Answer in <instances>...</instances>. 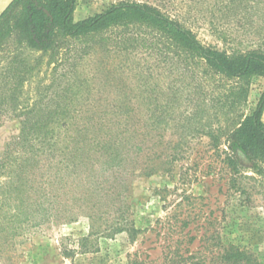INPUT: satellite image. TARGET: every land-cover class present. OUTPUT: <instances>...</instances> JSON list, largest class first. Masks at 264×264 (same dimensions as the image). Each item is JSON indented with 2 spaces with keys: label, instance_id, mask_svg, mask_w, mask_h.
I'll list each match as a JSON object with an SVG mask.
<instances>
[{
  "label": "rangeland",
  "instance_id": "obj_1",
  "mask_svg": "<svg viewBox=\"0 0 264 264\" xmlns=\"http://www.w3.org/2000/svg\"><path fill=\"white\" fill-rule=\"evenodd\" d=\"M119 1L124 0H76L73 20L99 13ZM130 1L159 8L189 28L204 46L229 54L259 47L264 50V0ZM159 37L143 25H128L70 41L51 64L47 63L49 54L40 59L17 91L16 110L0 108V156L18 137L21 120L35 117L29 110L36 103L53 111L64 102L69 110L58 112L57 118L78 126L86 118L119 123L127 116L124 107H129L131 126L141 125L146 135L145 152L153 147V136L160 141L158 151H183L171 171L128 177L124 190L127 198L117 195V186L108 200L99 201L94 189L102 183L92 178L97 174L94 169L88 175L89 167L88 171L80 168L68 180L37 188L32 197L42 202L36 218L39 223L15 238L9 258L1 259L3 264H129L136 252L141 258L148 254L149 259L160 263L166 232L162 226L170 216L183 217L185 208H179L178 203L184 195L194 198L193 206L200 211L199 222L191 225L194 239L188 247L195 251L202 243L207 245L201 251L204 264L224 263L213 241L199 240L202 225L207 235L216 237L218 246L226 238L233 239L249 248L258 264H264V163L260 174L244 171L253 177L244 181L253 204L241 205L239 194L227 189L228 168L220 162L228 144L221 139L213 146L207 136L182 122L185 113L202 104L206 90L217 84L209 79L199 84L194 75L203 68L179 61ZM39 55L28 51L22 54L30 60ZM4 64L1 62L0 67ZM4 85L2 81L0 100L9 87ZM263 90L264 76L252 77L243 107L246 114L255 109ZM154 108L161 115L158 130L150 126ZM114 130L119 132V128ZM182 136L187 142L177 144ZM38 176L35 181H39ZM118 207L141 229L135 240H130L126 232L104 234L107 226L116 223ZM207 217L215 219L212 224L204 225ZM176 245L182 248L185 244Z\"/></svg>",
  "mask_w": 264,
  "mask_h": 264
},
{
  "label": "trees",
  "instance_id": "obj_2",
  "mask_svg": "<svg viewBox=\"0 0 264 264\" xmlns=\"http://www.w3.org/2000/svg\"><path fill=\"white\" fill-rule=\"evenodd\" d=\"M75 7L76 0H14L6 9L0 10V63L5 62L0 67V84L2 81L3 87L9 84L0 100V108L16 110L19 87L44 55L49 54L47 63L51 64L55 54L70 41L116 26L143 25L160 35L159 39L175 52L179 61L203 68L194 75L195 80H200L199 84L206 79L217 84L212 90H206L202 106L197 105L185 113L182 122L186 128L207 136L213 146L221 139L228 144L227 151L222 152L223 157L215 153L221 157V164L228 168L227 189L239 194L241 205H252V193L246 189L244 181L253 177L244 171L262 173L264 90L253 111L246 114L243 107L250 79L264 76V50L259 47L229 54L204 46L189 28L145 2L119 1L77 21L73 20ZM24 51L40 55L30 60L22 56ZM46 107L36 103L29 110L35 117L21 120L18 137L0 156V264H3L1 259L9 258L15 238L27 227L39 223L36 218L42 210V202L34 200L32 192L52 182L68 180L80 168L88 171L89 167L88 175H92L90 170L94 169L97 174L92 178L100 185L102 183L94 189L99 201L108 200L117 186V195L127 198L124 190L130 177H149L171 171L183 154L182 150L158 151L156 147L160 141L154 136L153 147L145 152L146 135L141 125L131 126L129 107H124L127 116L119 123L86 118L80 126L57 118L58 112L63 114L69 110V104H57L53 111ZM160 117L156 108L151 110L150 126L153 129H159ZM213 123H216L215 128ZM115 128H119V132L116 133ZM185 139L186 136L179 137L177 144L186 143ZM37 176L39 181H35ZM109 181L111 184L104 186ZM35 184L40 187H34ZM193 200L184 195L178 203L179 208H185L181 213L183 217L170 216L162 226L166 229L165 245L160 250L163 261L154 262L148 254L141 258L136 252L129 264H204L201 251L207 245L202 243L195 251L188 247L194 239L191 225L200 220V211L193 206ZM262 206L264 208V197ZM117 209L120 213L116 223L107 226L104 234L126 232L130 240H135L141 229L124 215L125 210ZM213 220L204 218V225L212 224ZM202 226L199 240L213 241L219 247L218 254L224 264H258L249 248L230 238L218 246L216 237L207 235V229ZM176 243L185 245L181 248Z\"/></svg>",
  "mask_w": 264,
  "mask_h": 264
},
{
  "label": "water",
  "instance_id": "obj_3",
  "mask_svg": "<svg viewBox=\"0 0 264 264\" xmlns=\"http://www.w3.org/2000/svg\"><path fill=\"white\" fill-rule=\"evenodd\" d=\"M14 0H0V10L6 9Z\"/></svg>",
  "mask_w": 264,
  "mask_h": 264
}]
</instances>
